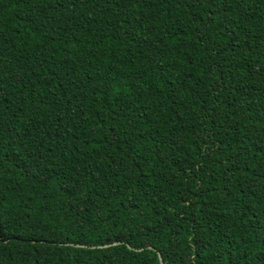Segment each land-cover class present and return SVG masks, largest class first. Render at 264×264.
<instances>
[{
  "label": "trees",
  "instance_id": "16d2710c",
  "mask_svg": "<svg viewBox=\"0 0 264 264\" xmlns=\"http://www.w3.org/2000/svg\"><path fill=\"white\" fill-rule=\"evenodd\" d=\"M158 256L264 264V0H0V264Z\"/></svg>",
  "mask_w": 264,
  "mask_h": 264
},
{
  "label": "water",
  "instance_id": "95a60500",
  "mask_svg": "<svg viewBox=\"0 0 264 264\" xmlns=\"http://www.w3.org/2000/svg\"><path fill=\"white\" fill-rule=\"evenodd\" d=\"M102 247H106V246H102ZM158 258H159V256H158ZM159 262H160V264H161V260H160V258H159Z\"/></svg>",
  "mask_w": 264,
  "mask_h": 264
}]
</instances>
